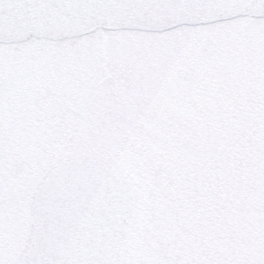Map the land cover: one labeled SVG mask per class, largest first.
I'll return each instance as SVG.
<instances>
[{
	"label": "snow or ice",
	"instance_id": "snow-or-ice-1",
	"mask_svg": "<svg viewBox=\"0 0 264 264\" xmlns=\"http://www.w3.org/2000/svg\"><path fill=\"white\" fill-rule=\"evenodd\" d=\"M0 264H264V0H0Z\"/></svg>",
	"mask_w": 264,
	"mask_h": 264
}]
</instances>
